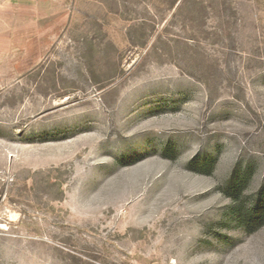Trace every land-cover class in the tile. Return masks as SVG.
<instances>
[{"label":"rangeland","instance_id":"obj_1","mask_svg":"<svg viewBox=\"0 0 264 264\" xmlns=\"http://www.w3.org/2000/svg\"><path fill=\"white\" fill-rule=\"evenodd\" d=\"M0 264H264V0H0Z\"/></svg>","mask_w":264,"mask_h":264},{"label":"trees","instance_id":"obj_2","mask_svg":"<svg viewBox=\"0 0 264 264\" xmlns=\"http://www.w3.org/2000/svg\"><path fill=\"white\" fill-rule=\"evenodd\" d=\"M242 220H243L242 217L239 216V221H240V223H242Z\"/></svg>","mask_w":264,"mask_h":264}]
</instances>
